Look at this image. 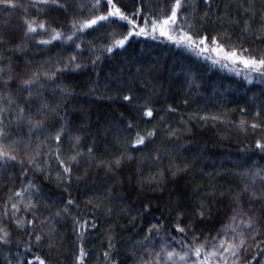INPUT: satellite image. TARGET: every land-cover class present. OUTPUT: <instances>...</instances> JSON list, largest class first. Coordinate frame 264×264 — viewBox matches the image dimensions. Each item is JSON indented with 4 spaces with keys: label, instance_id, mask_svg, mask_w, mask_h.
Listing matches in <instances>:
<instances>
[{
    "label": "trees",
    "instance_id": "16d2710c",
    "mask_svg": "<svg viewBox=\"0 0 264 264\" xmlns=\"http://www.w3.org/2000/svg\"><path fill=\"white\" fill-rule=\"evenodd\" d=\"M13 3L18 7L0 4V96L15 101H0L6 109L0 127L17 156L0 162V264H39L37 257L45 264H77L81 248L83 264H133L158 235L190 247L193 231L220 229L243 174L264 168V151L256 147L257 140L264 143V76L151 33V21L170 15L175 0H118L135 30L147 21L151 35H133L111 53L106 49L131 25L116 20L78 31L81 22L107 14L106 2ZM25 21L44 23L45 30L26 35ZM178 22L194 39L207 36L210 44L216 38L228 51L248 49L245 55L264 57V0H187ZM53 30L76 35L68 43H39ZM76 44L82 67L59 73L40 89L42 95H34L33 114L44 102L54 111L39 117L43 131H30L27 120L17 119L27 95L18 92L21 80L34 72L43 80L44 71H55L77 53ZM148 109L152 117L144 115ZM252 124L260 127L253 130ZM61 128L57 152L54 137ZM148 132L154 135L133 148L136 134ZM57 155L65 164L76 156L70 174ZM13 203L20 209L15 215ZM29 203L35 207L25 211ZM253 210L264 223V202ZM178 224L185 232L176 230ZM153 225L159 231L149 232ZM260 253L254 248L241 264H262Z\"/></svg>",
    "mask_w": 264,
    "mask_h": 264
},
{
    "label": "snow or ice",
    "instance_id": "6c2138e0",
    "mask_svg": "<svg viewBox=\"0 0 264 264\" xmlns=\"http://www.w3.org/2000/svg\"><path fill=\"white\" fill-rule=\"evenodd\" d=\"M43 3H49V0H42ZM107 4L109 10L107 14L105 15H98L93 19L83 21L79 24L78 31L83 32L86 29H91L94 26H97L100 24V22H115L116 20L120 22H126L128 25H131V28L128 31V34L123 36L122 39L115 40L114 44L110 47H108L106 50L111 53L113 52L114 48H123L125 43L129 40V38L133 35L136 36H141V35H151V33H155L159 31L160 36L166 37L168 41L176 44L178 47H184L187 50L190 51H195L197 55H201L202 53H212L215 52L217 53L218 57L220 59L224 60H229L233 64L239 62L245 66V68H250L252 71H256L260 73L262 76H264V57L257 58L255 56H249L245 55V53L248 52V49H243V50H236L232 49L231 51H228L224 48L222 44L219 43V41L216 38H212L209 44V40L207 36L200 37L199 39H194L191 34L188 32L184 31L183 29L179 28V22H178V16L180 13V10L185 7V4L187 3V0H175L174 5L171 7V12L170 15H167L165 18L162 20H152L151 21V33H149L146 29L148 27L147 21L145 23V26L139 27L138 30H135L137 28V25L134 21L133 18L129 17L128 15L124 14L120 8L116 7V2L114 0H95V4L93 7H99L102 3ZM208 0H205V3H207ZM51 3L53 4H58V0H51ZM0 4L5 5L6 7L14 8L18 7V5L13 3V0H0ZM58 6L63 7L62 4H58ZM134 15H140V10H137V12ZM27 24V34L31 33H36L38 29L40 30H45V24L44 23H39L38 25L34 26L35 22L34 21H25ZM122 26V25H121ZM73 27L75 28L76 25L74 24ZM179 33V35H177ZM76 33L73 32L71 36L64 37V34L61 32H56L53 30V35H51L50 39L47 40H40L39 43L41 44H51L53 41L57 40H62L64 43H68L69 41H72L73 36H75ZM155 39L156 37L153 35L152 37ZM203 46V47H201ZM76 49L77 53H74L71 55L67 62L62 66L56 68L55 71L48 72L44 71L43 72V80L41 79V73L40 72H34L30 77L24 78L21 80L18 92L20 94L26 93L27 95L24 97L25 98V104L23 106H17L18 108V113L19 115L17 116L18 120H27L28 124L30 125V131H43V123L44 120L40 119L39 117H44L47 118V113L49 111H54V109H51L49 105L44 102L40 105L39 108H37L36 113L33 114L31 112V100L34 97V95H42L40 93V89L44 88L46 84L49 82H54L57 78V75L59 73L63 72H71V71H76L82 67L80 63L77 62V55L80 50V45L76 44ZM222 54V56L220 55ZM205 59H211L209 55L204 56ZM100 57H97V60H99ZM95 63V61H93ZM212 63L215 65L219 63V59H214L212 60ZM226 66V65H225ZM3 72V69H0V73ZM237 75L240 73L237 72ZM12 79V77H9V81ZM251 83V80H249ZM3 84L7 86L8 81H3ZM62 91H66V89H61ZM131 98L128 96L124 97V100L129 101ZM7 101L8 105L14 104V99L11 96H0V101ZM6 109L3 107H0V113L5 112ZM144 115L146 117H152L153 112L151 109H148L145 111ZM3 121L0 120V124H2ZM244 121H241V127L244 126ZM131 127V125H129ZM252 129L255 130L260 127L258 124H252L251 125ZM64 129L61 128L56 134H55V141H56V150L59 152V146L61 142V137L63 135ZM154 135L153 132H148L146 135H141L140 133L136 134V139L134 143L132 144V147L135 148L139 145H143L145 143L146 139L151 138ZM8 136V133L4 130L3 127H0V162H6V161H15L17 159L16 155H13L12 152L15 151L13 148L12 144H7L4 142L5 138ZM79 137H75L76 143H79ZM16 141H13V144H16ZM256 147L261 149V151H264V143H261L260 140H257L256 142ZM91 151V150H89ZM56 159L59 161L61 167H63V171L65 174H70L71 173V162H74L76 160V156H72L70 158L69 164H65V162L60 158L59 155H57ZM119 161H117V164ZM243 175H247V173H244ZM255 176H260V172L255 173ZM264 179V177H262ZM255 183V181H253ZM30 187H34V185H30ZM27 191V189H25ZM249 188L246 185L244 188V192L248 193ZM16 196H22L23 192H16ZM252 198L253 199H264V194H261L260 196H257L256 193H252ZM239 199V198H238ZM69 204L72 203L71 200L68 201ZM35 205L29 203L25 207V211L29 210L30 208H34ZM12 209L13 215H15V212L20 211L19 207L17 204L13 203L12 204ZM67 211V209H65ZM7 215V213H5ZM200 216L203 217L205 214V210L203 206H201ZM59 215V213H57ZM246 215L243 212V209L240 207H237L234 209V215L230 218V222L224 225V228L222 230L221 234H218L217 237H211L205 238L204 243H199L196 245L193 249V254L196 256H200L202 252L205 251L206 244H212V241L219 240L218 246L216 244H212L213 251H209L206 256L204 261L200 262V264H207V261L211 257H215L217 255H220L221 259L227 260V257L223 255V253L230 252L233 256L236 255V253L239 251L240 246L244 243L243 239L239 241L238 244H234L231 242H226L224 239L219 238L220 235H227L229 230L231 232H237V228L240 227L241 225L245 228H251L254 221L249 218L247 221H245L242 217ZM239 218V224H236L235 226L233 225L232 222L237 221ZM23 222L18 221V226L21 225ZM29 223H32L29 221ZM94 227V225H93ZM159 231L156 225H153L152 228L149 229V232L153 230ZM176 230L179 232H185V228L180 227L179 224L176 226ZM238 235H242V233H237ZM4 236H7V232H4ZM37 241L41 239L40 236L36 237ZM145 239H148L146 236ZM173 239H175L173 237ZM199 238L194 236L193 241H197ZM0 240H3L2 237H0ZM6 242V241H4ZM179 243V241H177ZM223 249V252H220L219 250ZM164 251V246L161 247V252L156 253V257L160 258L162 253ZM86 255V252L83 248L80 250V255L77 257V264H83V257ZM106 256L108 255L107 253L105 254ZM188 253H185L184 255H180L179 253H176L174 251H169L166 253V255L163 257L165 264L168 261H172L173 264H175L173 257H178L179 260H185L186 256ZM37 260L39 261V264H45V261L43 259H40L37 257ZM28 264H32V261H29ZM145 264H153L152 260H147ZM155 264H160V260L157 259L155 261ZM233 264H235V261H233Z\"/></svg>",
    "mask_w": 264,
    "mask_h": 264
},
{
    "label": "rangeland",
    "instance_id": "374dc122",
    "mask_svg": "<svg viewBox=\"0 0 264 264\" xmlns=\"http://www.w3.org/2000/svg\"><path fill=\"white\" fill-rule=\"evenodd\" d=\"M260 172V176H255V173ZM264 168H253L247 172V175H244L241 178L239 189L233 195V204L232 209L229 216L226 218L222 227L215 232H192V240L193 237L196 236L199 239L197 241H193L194 243L189 247L178 240L173 239L167 235H158L154 237L143 249L142 253L136 258L133 264H145L147 260H152L153 264L157 259L160 260V264H165L163 257L169 251H174L179 253L180 255H184L188 253L185 260H179L178 257H173L175 264H200V262L204 261L206 254L209 251H213L212 244H216L218 246L219 240L212 241V244H206L205 251L200 254V256H196L193 254V249L199 243H204L205 238L217 237L218 234L222 233L224 225L230 222V218L234 215V209L240 207L243 209V212L246 214L242 218L247 221L251 218L254 223L251 228H245L242 225L237 228V232H231L229 230L227 235H220L219 238L224 239L226 242H231L234 244H238L241 239H243L244 243L240 246L239 251L233 256L230 252L223 253L227 260L221 259L220 255L215 257H211L208 259L207 264H241L246 255L253 250L254 248L260 249L261 262L264 264V223L261 222L259 216L253 210V205L256 206L258 203L264 202V199H253L252 193H256L257 196L264 194ZM255 181V183H253ZM248 186V193L244 192L245 186ZM239 198V199H238ZM260 206V205H259ZM235 226L239 224V218L237 221L232 222ZM237 233H242V235H238ZM164 246V251L160 258L156 257L157 252H161V247ZM223 252V249L219 250ZM166 264H173L172 261L166 262Z\"/></svg>",
    "mask_w": 264,
    "mask_h": 264
}]
</instances>
